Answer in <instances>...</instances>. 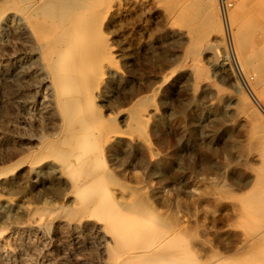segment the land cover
<instances>
[{
	"label": "rangeland",
	"instance_id": "obj_1",
	"mask_svg": "<svg viewBox=\"0 0 264 264\" xmlns=\"http://www.w3.org/2000/svg\"><path fill=\"white\" fill-rule=\"evenodd\" d=\"M140 1L146 8L144 17L138 19L135 16ZM231 1L234 9L237 2ZM151 2H112V16L104 30L112 40L117 71L108 74L99 103L102 101L105 114L114 116L120 111L117 116L124 129L127 107L141 96H150L153 106L146 112L144 130L153 154L144 152L145 144L136 137L132 142L138 149L131 156L148 155L147 166L134 168L131 160L135 156L118 151L119 146L107 152L108 165L115 168L112 170L121 183L143 185L156 209L170 211L172 198L180 203L174 211L190 219L205 251L227 254L245 248L251 238L241 222L240 204L236 206L231 197L217 193L202 197L196 188L215 180L224 181L232 192L247 189L243 179L249 173L252 153L242 155V148L249 144L243 94L246 91L250 95V81H254L256 71L241 64L232 37L228 44L216 1L210 0L218 8L222 31L208 34L193 53L187 50L196 40L193 31L162 2ZM6 17L0 24V264H111L104 250L109 237L99 230L97 220L76 222L58 216L65 208H74L76 202L69 178L59 175L55 161L35 166L22 162L38 150L43 136L53 134L50 131L56 120L49 113V79L29 42L18 34L15 16L7 13ZM256 39L255 43H260ZM220 112L224 122L220 119L216 126L212 118ZM214 131L216 138L211 139ZM225 140L236 144L227 154L222 151ZM212 147L218 152L210 153ZM113 156H120L122 166ZM157 159L167 171L151 169V162ZM211 159L214 164L209 168L207 161ZM50 172L56 180L48 177ZM117 190L120 196L122 190ZM35 207H51L56 213L38 217L32 210Z\"/></svg>",
	"mask_w": 264,
	"mask_h": 264
},
{
	"label": "bare ground",
	"instance_id": "obj_2",
	"mask_svg": "<svg viewBox=\"0 0 264 264\" xmlns=\"http://www.w3.org/2000/svg\"><path fill=\"white\" fill-rule=\"evenodd\" d=\"M113 1L0 0V24L7 18V13L15 16L18 34L29 42L49 79V113L56 120L55 123L52 119L55 127L50 132L54 131L53 134L43 136L38 150L25 156L22 162L35 166L55 161L59 175L69 178V189L76 202L74 208H63L58 216L76 222L87 218L97 220L99 230L109 237L104 250L111 264H264V0H236V7L234 5L228 13L229 32L239 60L256 71L254 81L249 80L250 95L244 90L242 93L246 101L242 112L248 125L249 144L240 148L244 157L252 153V163L247 166L249 173L243 179L247 189L241 193L232 192L226 183H222L224 181L215 180L196 188L202 197L217 193L231 197L235 205L240 204L241 222L248 227L251 241L245 248L227 254L202 249L203 241L189 224L190 219H183L178 211V214L174 211L173 207L179 208L180 203L172 198L169 201L175 205L171 206V212L156 209L143 185L121 183L113 171L115 168L112 170L108 165L107 152L116 151L118 146L122 148L118 147V151L133 155L138 149L132 142L136 137L139 143L145 144L144 152L153 154L144 130L146 112L153 106L150 96H141L127 107V127L124 129L119 125L117 114L120 111L114 116L105 114L102 101L99 103L103 100L108 74L116 70L112 40L104 30L112 16ZM154 1L162 2L169 11L177 14L176 19L193 31L196 40L187 47L188 52H195L211 32L222 31L215 2ZM150 3L153 4L151 0ZM137 5L135 17L141 19L146 5L141 1ZM255 39L260 43H255ZM240 70L243 71L242 66ZM222 117L223 114L218 113L212 118L213 123L217 126ZM216 135L214 131L210 138L215 139ZM225 142L222 151L227 154L236 144L229 140ZM209 150L212 154L218 152L213 147ZM148 157L135 156L131 160L134 168L147 166ZM114 158H118L116 162L120 164L123 161L120 156ZM207 162L209 168L214 164L212 159ZM150 167L159 172L167 171V166L159 160L152 161ZM53 174L50 172L48 177L54 178ZM114 184L119 186L114 187ZM117 188L122 190L120 196L116 193ZM38 208L32 209L35 215L56 213L51 207Z\"/></svg>",
	"mask_w": 264,
	"mask_h": 264
},
{
	"label": "built area",
	"instance_id": "obj_3",
	"mask_svg": "<svg viewBox=\"0 0 264 264\" xmlns=\"http://www.w3.org/2000/svg\"><path fill=\"white\" fill-rule=\"evenodd\" d=\"M214 1H216L219 4L221 16H222L223 22L226 26V32H227L226 36L228 38V44L230 45L231 44V39H230L231 36L229 33L230 26H229V20H228V13L230 11V8L233 6V2L231 0H214ZM230 49H231V46H230Z\"/></svg>",
	"mask_w": 264,
	"mask_h": 264
}]
</instances>
